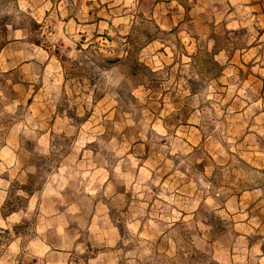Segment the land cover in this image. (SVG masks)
<instances>
[{
    "label": "clouds",
    "instance_id": "9594fccd",
    "mask_svg": "<svg viewBox=\"0 0 264 264\" xmlns=\"http://www.w3.org/2000/svg\"><path fill=\"white\" fill-rule=\"evenodd\" d=\"M0 264H264V0H0Z\"/></svg>",
    "mask_w": 264,
    "mask_h": 264
}]
</instances>
